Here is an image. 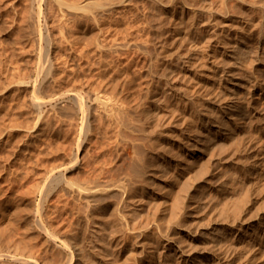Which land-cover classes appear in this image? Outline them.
Wrapping results in <instances>:
<instances>
[{"label": "rangeland", "instance_id": "374dc122", "mask_svg": "<svg viewBox=\"0 0 264 264\" xmlns=\"http://www.w3.org/2000/svg\"><path fill=\"white\" fill-rule=\"evenodd\" d=\"M4 1L0 0V6L10 12L0 7V39L9 43L0 40V52L5 55L0 56L6 58L0 57V68L19 66L17 73H23V68V74L30 73L44 51L41 46L48 49L47 43L31 40L25 22L21 23L30 0H9L15 9ZM122 1H98L108 7L97 25L76 16L68 24L74 31L67 26V37L59 38L58 45L54 40L60 36L57 5L51 6L48 16L49 23L58 21L48 23L55 36L51 48L59 49H51L50 56L56 74L64 78L57 79L55 74L56 83L42 90L41 96L55 98L60 92L77 91L88 102L92 103L88 94L107 96L122 107L116 116L99 107L90 118L92 128L87 135H80L81 127L62 124L52 109L51 113L45 109L42 118L43 111L30 107V84L19 85L15 79L10 85L13 81L0 74V245L5 247L0 248V259L8 260L3 255L12 240L9 251L22 254L28 250L35 256L42 252L40 261L35 257L41 264L58 263L53 246L38 245L44 237L40 239L43 235L34 225L37 206L51 216L46 215L51 224L64 221L68 233L78 227L77 233L69 235L80 241L86 225L83 214L75 209L84 200L53 188L44 203L41 190L50 185L48 174L67 164L68 153L80 141L83 165L66 176L101 183L108 195L92 207L93 212L111 221L112 209L118 206L127 220H120L123 227L105 237L109 264H264V0ZM22 33L27 34L21 37L23 41L17 38ZM28 41L33 48L27 47ZM17 42L25 46L19 49ZM19 59L26 64L19 61L20 65ZM6 80L9 87L2 85ZM55 145L63 146L59 154ZM32 161L38 164H27ZM82 166H87L85 171ZM31 236L33 243L25 241Z\"/></svg>", "mask_w": 264, "mask_h": 264}, {"label": "bare ground", "instance_id": "6f19581e", "mask_svg": "<svg viewBox=\"0 0 264 264\" xmlns=\"http://www.w3.org/2000/svg\"><path fill=\"white\" fill-rule=\"evenodd\" d=\"M4 1V0H3ZM11 1V0H10ZM13 1V0H12ZM21 1H23V0H21ZM28 1V0H27ZM68 0H30V7H28L29 9H26V7L27 6H25L24 8H25V11L27 12L26 14L24 13V12H19V11H16V13L18 12V14L20 13V14H25V15H23V17H20L21 18V20L23 21V22H21V20H17V19H14L15 21L17 20L18 22H17V24L18 23H24V24H26V26L25 27H27L28 28V33H29V35L33 38H31V40H35V41H44L45 42V44L47 43V48L48 49H46L45 47H43V46H41L42 48H44V51L42 50H40L39 48V50L41 51V53L39 54V59L37 60L38 62H36V65L34 64V68H33V70H30V73H28L27 72V74H23L25 71H23L24 70V68L22 69V72L23 73H17L19 70H20V67L18 66L20 63H21V61H20V59L18 60V63H19V61H20V63L18 64L17 62H15V63H17L18 65V67H14L13 65H11V66H6V65H4V63H3V65H4V68L5 69H1L0 68V70L2 71L0 74H2V73H4V75L6 76L5 77V79L6 78H8V81L9 80H11V82H12V84L10 83V85H13L14 84V81H15V79L16 80H18L19 81V83L16 81L15 82V84H19L20 85V83H24V84H30L29 86H31L30 88H32V96H30L31 98H29L28 96H27V98H29V101H30V107H32V109L34 110V111H37V112H44V110L45 109H50V112L49 113H51V109L52 110H54L55 111V113L56 114H58L57 116L59 117V119L61 120H59V119H57L56 121H60V122H62V124H63V122L65 123V122H68L70 125H69V127H71V126H78L79 128L81 127V131H80V135H82V134H88L89 133V131H90V127L92 126L91 124V122L92 121H90V118H91V116L93 117V112H95L99 107H101V106H103L106 110H107V112L109 113V115H118V114H121L122 113V107H121V105L119 104V102L118 101H116L115 99H112V98H110V97H107V96H104V97H101V98H98L97 97V95H94V97L91 95V94H88L87 96H88V99H92V103L91 102H88V100H87V98H85V95L84 94H82L81 92H77V91H73V92H64V93H62V94H56V96L57 97H53V98H45L44 96H41V92H44V91H42V90H44L47 86H49L50 84H52L53 82H55L56 83V81H55V79H56V76H55V74H56V72L58 71H56L55 72V63H54V60L52 59V56H50V51H51V49H53V48H51L52 47V45H53V42L52 41H54L55 40V42L57 41V42H60V40H59V38L61 39V41H63V36H65L64 38H66L67 37V34L65 35L64 33H65V30L67 29V26L69 27V21H71L72 20V22H70V23H73V19L76 17V16H78V15H80V17H83L84 19H89V20H91V21H93V22H95L96 23V25H97V23H99L100 22V19L102 18V14H105L104 12H106V9L104 8V7H108V5L107 6H104L102 3H100V2H98V1H100V0H91V1H88L87 3H85L86 1L84 0V3H83V0H81L82 2H80L79 0L76 2H74V0H72V1H68ZM93 1V2H92ZM101 1H104V0H101ZM106 1H108V0H106ZM119 1V2H118ZM120 1L121 2H123L122 0H117V2L118 3H120ZM8 2H9V0H8ZM7 2V3H8ZM16 2V1H15ZM26 2V1H25ZM25 2H23V4H25ZM90 2H92V3H90ZM112 2V1H111ZM115 2V1H114ZM4 3H5V1H4ZM9 3H11V2H9ZM12 3H14V2H12ZM11 3V5H12V7L14 8L15 7V5L13 6V4ZM19 3H20V1H19ZM117 3V4H118ZM1 4V3H0ZM27 4H28V2H27ZM57 5L58 6V8H59V11H60V18H59V15L57 16V14H55V18H56V16L59 18L58 20H59V24H58V27H57V29H58V35H60L59 37H58V39L56 40V38L53 40L52 39V37H53V32H52V30H51V28H50V26H49V24L51 23V24H53V23H55V22H58V21H55V22H53V21H51L50 23L48 22V18H50L51 17V15H49V14H51L50 13V11L52 10V7H54L53 5ZM4 5V4H3ZM7 5V4H6ZM19 5V4H18ZM110 5V4H109ZM2 6V5H1ZM0 6V7H1ZM5 6V5H4ZM9 6V5H8ZM20 7H21V3H20V5H19ZM22 6H24V5H22ZM52 6V7H51ZM99 7V8H97V7ZM111 6H112V4H111ZM110 6V7H111ZM3 7V6H2ZM7 7V6H6ZM50 7H51V9H50ZM5 7H3V9H4ZM16 8V7H15ZM14 8V9H15ZM21 8H23V7H21ZM20 8V9H21ZM111 8H113V7H111ZM8 9V8H7ZM7 9L5 10V12L7 11ZM11 9V8H10ZM19 9V7L17 8V10H20ZM109 10V9H108ZM113 10V9H112ZM11 11H12V9H11ZM23 11H24V9H23ZM56 11H57V8H56ZM4 11H3V14L5 13ZM8 12V11H7ZM10 12V11H9ZM8 12V13H9ZM54 12V11H53ZM52 12V14H54ZM108 12V11H107ZM14 13V12H13ZM58 13V12H57ZM59 14V13H58ZM112 15V14H110V11H109V13H107V16L108 17H110L109 15ZM7 16V15H6ZM12 16H14V15H12ZM21 16V15H20ZM48 16H50V17H48ZM53 16H52V18H53ZM106 16V17H107ZM3 16H1V18H2ZM19 17V16H18ZM107 17V18H108ZM4 18V17H3ZM12 18V17H11ZM16 18V17H15ZM23 18V19H22ZM52 18H51V20H52ZM54 18V20H56ZM79 18V17H78ZM76 19V18H75ZM13 20V19H12ZM80 20V19H79ZM82 20V19H81ZM115 20H117V19H115ZM1 21V20H0ZM11 20H9V23H11L10 22ZM49 21H50V19H49ZM102 21V20H101ZM3 23L5 22V21H2ZM84 22V21H83ZM14 23V22H13ZM49 23V24H48ZM78 23V22H77ZM76 23V24H77ZM84 23H86V22H84ZM83 23V24H84ZM88 23V22H87ZM101 23V22H100ZM1 24V23H0ZM7 24H8V22H7ZM12 24V23H11ZM15 24V23H14ZM55 24H57V23H55ZM54 24V25H55ZM75 24V23H74ZM92 24V23H91ZM106 24V23H105ZM3 26L5 25V24H2ZM8 25H10V24H8ZM20 25V24H19ZM18 25V26H19ZM78 25V24H77ZM82 25V24H81ZM88 25V24H87ZM93 25V24H92ZM104 25V24H103ZM13 25H11V27H12ZM22 26H23V24H22ZM53 26V25H52ZM55 26H57V25H55ZM80 26V25H79ZM78 26V27H79ZM83 26V25H82ZM85 26V25H84ZM94 26V25H93ZM99 26H100V24H99ZM0 27H1V25H0ZM10 27V26H9ZM14 27H16V26H14ZM21 27V26H20ZM25 27L23 26L22 28L24 29L23 31H25L26 29H25ZM86 27V26H85ZM8 28V27H7ZM7 28H5V26H4V29H6L5 31H7ZM18 28V27H17ZM13 29V28H12ZM54 29H56V28H54ZM69 29H71V27H69ZM100 29V28H99ZM105 29H106V26H105ZM105 29H104V31H105ZM3 32H4V30L3 29H1ZM15 30V29H14ZM72 30V29H71ZM77 30V29H76ZM80 30H81V28H80ZM98 30V29H97ZM101 30V29H100ZM99 30V33H101V31ZM74 30H72V32H73ZM102 31H103V28H102ZM103 31V32H104ZM8 32V31H7ZM21 32V31H20ZM69 32H70V30H69ZM68 31H67V33H69ZM9 33V32H8ZM11 33V32H10ZM27 33V32H26ZM57 34V32H54V34ZM77 33V32H76ZM3 34V33H2ZM6 34V33H5ZM15 34V33H14ZM14 34H11V38L13 39V35ZM18 34H19V31H18ZM74 33H72L71 35H73ZM7 35V34H6ZM16 35V34H15ZM21 35V34H20ZM24 35H27V34H25V33H22V35L20 36V37H17L18 39L19 38H23L24 37ZM69 35V34H68ZM70 35V36H71ZM75 35V34H74ZM18 36V35H17ZM30 36H29V38H30ZM70 36H69V39H70ZM76 36H77V34H76ZM16 37V36H15ZM15 37H14V39H15ZM26 37V36H25ZM55 37V36H54ZM53 37V38H54ZM57 37V36H56ZM6 38V37H5ZM10 38V39H11ZM21 38V40L23 41V39ZM6 39H8V38H6ZM68 39V38H67ZM66 39V40H67ZM69 39L67 40L68 42H69ZM72 39V38H71ZM0 40H2V39H0ZM16 40V39H15ZM14 40V41H15ZM27 40V39H26ZM30 40V39H29ZM30 40V41H31ZM59 40V41H58ZM96 40H97V38H96ZM2 41H5V39L4 40H2ZM1 41V42H2ZM7 41V40H6ZM5 41V42H6ZM16 41H18V40H16ZM15 41V42H16ZM30 41H28L29 43V46H27L28 48H30L31 46V48H33V44L30 42ZM35 41H33V43L34 44H36L35 43ZM64 41H65V39H64ZM73 40H71V42H72ZM8 42V41H7ZM12 42H13V40L11 41V46H12ZM13 43V44H16V43ZM25 42V41H24ZM23 42V43H24ZM55 42H54V45H55ZM56 42V45H58V43ZM67 42V43H68ZM74 42H76L75 40H74ZM74 42H72L73 44H74ZM101 42V41H100ZM99 42V40H98V43H100ZM9 43V42H8ZM19 43H20V41H19ZM18 42H17V45H15L16 47L18 46V44H19ZM70 43V42H69ZM2 44V43H1ZM5 44V43H4ZM7 44V43H6ZM5 44V45H6ZM10 44H8L9 45V47H10ZM43 44V43H42ZM61 44H63V42H61ZM60 44V45H61ZM71 44V43H70ZM70 44H68V45H70ZM101 44H103L102 42H101ZM3 45V44H2ZM2 45H0L1 47H2ZM22 45V46H21ZM23 45L24 44H19V49H22L23 48ZM22 48H21V47ZM25 46V45H24ZM62 46V45H61ZM64 46H66V43H65V45ZM74 46V45H73ZM98 46H103V48H104V46L105 45H97V47ZM4 47V46H3ZM6 47H8V46H6ZM17 47V48H18ZM38 47V46H37ZM40 47V46H39ZM40 47V48H41ZM67 47V46H66ZM71 47H72V45H71ZM70 47V48H71ZM41 48V49H42ZM58 48H60V46L58 47ZM65 48V47H64ZM64 48H60L61 50H63ZM73 48H75V47H73ZM72 48V49H73ZM98 48H100V47H98ZM102 48V47H101ZM101 48H100V50H101ZM102 48V49H103ZM1 49V48H0ZM10 49H11V47H10ZM12 49H14L15 50V48L13 47ZM27 49V48H26ZM66 49V48H65ZM105 49V48H104ZM5 49L3 48V51H4ZM8 50V49H7ZM7 50H5V52L7 51ZM14 50H12V51H14ZM23 50H25V47H24V49ZM34 50H35V45H34ZM33 50V51H34ZM53 50H55V49H53ZM57 50V49H56ZM55 50V51H56ZM59 50V49H58ZM57 50V51H58ZM1 52H2V50H0ZM9 51H11V50H8V52ZM31 51V50H30ZM55 51H53V52H55ZM102 51V50H101ZM100 51V52H101ZM0 52V54L1 55H4V53L2 54ZM7 52V53H8ZM18 52V50L16 51L15 50V53H17ZM29 52V51H28ZM35 52V51H34ZM59 52V51H58ZM7 53H5L6 55H8ZM10 53V52H9ZM13 53V52H12ZM11 53V54H12ZM15 53H13L14 55H15ZM23 53V52H22ZM24 53H26V50H25V52ZM23 53V54H24ZM38 53V52H37ZM80 53V52H79ZM20 54H21V52H20ZM19 54V57H22L23 58V56L22 55H20ZM53 54V53H52ZM83 54V53H82ZM13 55V56H14ZM16 55H18V54H16ZM5 56V55H4ZM1 58L3 57V56H0ZM7 57V56H6ZM18 57V58H19ZM82 57V56H81ZM0 58V59H1ZM3 58H5V57H3ZM14 58V57H13ZM13 58H11V59H13ZM16 58V57H15ZM14 58V59H15ZM6 59V58H5ZM8 59L9 58H7V62H8ZM17 59V58H16ZM24 59V58H23ZM37 59V58H36ZM4 60V59H3ZM24 60H26V59H24ZM23 60V61H24ZM11 61V60H10ZM9 61V62H10ZM13 61V60H12ZM11 61V62H12ZM16 61V60H15ZM55 61H56V59H55ZM2 62L3 61H1L0 62V67L2 66L1 64H2ZM4 62H6V61H4ZM26 62V61H25ZM33 63H35V62H33ZM9 64H14V63H9ZM21 64H26V63H21ZM20 64V65H21ZM27 64H28V60H27ZM56 64H57V62H56ZM58 64H60L59 62H58ZM56 65V66H60V65ZM6 66V67H5ZM13 66V67H12ZM16 66V65H15ZM25 67H27L26 65H24ZM23 66V67H24ZM31 66V65H30ZM33 66V65H32ZM28 68V67H27ZM58 68H60V67H58ZM30 69H31V67H30ZM57 69V68H56ZM18 70V71H17ZM29 70V69H28ZM20 72V71H19ZM59 74L60 73H58V74H56V75H58L59 76ZM18 76V77H17ZM61 76H63L62 74H61ZM61 76H59V77H57V79L58 78H60ZM0 78H2V77H0ZM18 78V79H17ZM64 78V77H63ZM62 77H61V80L63 79ZM4 79V78H3ZM1 80V79H0ZM7 80L5 81V83L4 84H2V85H7L6 84V82H8ZM60 81V80H59ZM63 81V80H62ZM4 82V81H3ZM59 83V82H58ZM57 83V84H58ZM54 84V83H53ZM1 85V84H0ZM9 85V84H8ZM7 85V86H8ZM52 86V85H51ZM9 87V86H8ZM13 87V86H12ZM5 88V90H6V86L4 87ZM1 89V88H0ZM3 89V88H2ZM47 89V88H46ZM4 90V89H3ZM2 90V91H3ZM72 91V90H71ZM44 94V93H43ZM55 95V94H54ZM53 95V96H54ZM59 95V96H58ZM50 96H52V95H50ZM27 101V100H26ZM27 103H29L28 101H27ZM28 107V106H27ZM29 108V107H28ZM30 109V108H29ZM46 111V110H45ZM98 111V110H97ZM42 112V115L43 114H45V112L43 113ZM34 114H37L36 112H34ZM48 114V113H47ZM41 115V114H40ZM49 116V115H48ZM54 116V115H53ZM52 116V117H53ZM38 117H39V115H38ZM45 116L43 115L42 116V118H44ZM40 118V117H39ZM47 118V117H46ZM54 118V117H53ZM37 120H38V118H37ZM45 120V119H44ZM47 120H50L49 118L47 119ZM39 121V120H38ZM41 121V120H40ZM43 122H46V120L45 121H43ZM49 122V121H48ZM53 122H55V121H53ZM40 123H42V122H40ZM50 123V122H49ZM67 123V124H68ZM51 124V123H50ZM49 124V125H50ZM55 124V123H54ZM54 124H52L51 126H53ZM44 125V124H43ZM57 125H59V124H57ZM56 125V126H57ZM66 125V124H65ZM91 125V126H90ZM45 126V125H44ZM46 126H47V123H46ZM74 127V128H75ZM56 128V127H55ZM60 128H61V126H60ZM59 127H58V129H60ZM73 128V127H72ZM92 128V127H91ZM52 129H54V126L52 127ZM46 130V129H45ZM61 130V129H60ZM92 130V129H91ZM53 131V130H52ZM51 131V132H52ZM55 131H57V130H55ZM54 131V132H55ZM58 133H60V132H58ZM62 133V136H63V131L61 132ZM55 134V133H54ZM59 136V135H58ZM65 136V135H64ZM54 137V136H53ZM61 138H63V137H61ZM63 139H65V138H63ZM57 140V139H56ZM55 140V141H56ZM62 140V139H61ZM62 141H64V140H62ZM62 141H60V142H62ZM58 142V141H57ZM61 144V143H60ZM64 145H65V150H67V147H66V144H65V142L63 143ZM56 146V145H55ZM60 146V145H59ZM58 146V147H59ZM40 147V146H39ZM63 147V146H62ZM60 148V149H62L63 150V148ZM52 148V147H51ZM59 148H57V146H56V152L58 151V149ZM72 149H73V147H71ZM40 149V148H39ZM42 149V148H41ZM41 149L40 150H37V152L38 151H41ZM48 149V148H47ZM70 149V148H69ZM71 149V150H72ZM45 151H47L46 149H44ZM44 150H43V154H45V152H44ZM49 150V149H48ZM51 150V149H50ZM80 150H81V142L79 141L78 142V144L76 145V148H74L72 151H71V153L69 154L68 153V157H66V158H68V161H67V164L65 165V166H63L62 168H60V166H59V170L58 171H52V173H50V174H48V175H50V185H49V183H46L47 181H45V183L47 184V185H49L48 186V188L46 187H44L43 189H44V191H43V189H41L42 190V192L44 193V195H43V202L47 199V193L48 192H50V190L52 189L53 190V188H58V189H60L61 191L63 190V191H68V193H69V195L72 197V198H74L75 200H84L83 202L82 201H80V206H79V204H78V209L76 208L75 210H76V212L77 213H81V214H83V217H84V220H85V225H86V227H85V231L83 230L82 231V235H81V237H79L80 238V241L79 242H76L75 241V239H73L72 237L70 238V235H69V233H72V231H76V233H77V229H78V227H77V229L75 230L74 228V230H69V231H71V232H69L68 233V231H67V229H65V227H66V225H64V224H62V222H64V221H58V223H57V225H54V223H50L49 221H48V218H49V214H47V212L45 213V211L46 210H44V208L43 207H41V206H37V209H36V214H35V219H34V225H35V227L39 230V232L41 233L40 235H43V236H41L40 237V239L42 238V237H44V242H43V240L42 241H40L41 243L39 244V242L38 241H36V242H38V245H40L41 246V244H46V245H50V246H53L55 249H56V251H57V254L59 255V258H58V256H57V258L58 259H56V260H58V263H55V264H109V261L111 262V260H109V256H110V250H109V247H108V243H106V241H105V239H107V238H105V237H107L108 235H109V233L110 234H112V233H115L114 231H116V230H118L117 229V227H119L120 229L123 227V226H121V225H123V222H121V221H123V219H125V222L127 223V220H126V218H125V213H122L121 212V210H120V208H118V206H115L113 209H112V213L110 214V215H112L111 217V221H109V220H107V218H106V216H104V215H101V214H96L95 212H93V210H92V207L93 206H96V205H98V204H101V202L103 201V200H106V197H107V195H108V193H107V190H106V188L104 187V186H102V184L101 183H99L98 181H96L95 179H85V180H78L79 178L77 177V179L75 180V179H69V177H67L66 176V172L67 171H69V170H71V169H73V168H75V167H77L78 165H80L81 164V162H82V165H83V160H82V158H81V153H80ZM51 151H53L52 153H55V150H54V147H53V149L51 150ZM50 151V152H51ZM61 151V150H60ZM69 151V150H68ZM67 151V152H68ZM48 152V151H47ZM46 152V153H47ZM61 152H63V151H61ZM65 153H67L66 151H64ZM48 154H51V153H49L48 152ZM57 154V153H56ZM58 154H59V151H58ZM37 155H40V154H37ZM42 155V154H41ZM62 155V154H61ZM38 157V156H37ZM36 157V158H37ZM35 158V159H36ZM59 158H60V156H59ZM38 160H39V157L37 158ZM36 159V160H37ZM43 159V158H42ZM64 159V158H63ZM37 160V161H38ZM44 160V159H43ZM82 160V161H81ZM33 162H35V161H32V162H28L27 164H29L30 165V163H33ZM41 162V161H40ZM59 162V164L58 163H56L57 165H61V163H62V159L60 160V161H58ZM61 162V163H60ZM64 162V161H63ZM85 162V161H84ZM87 162V161H86ZM44 163V162H43ZM43 163H40V164H43ZM34 165H37V164H35V163H33ZM53 164H51V165H46L47 167L48 166H52ZM85 165H87L86 163H85ZM28 166V165H27ZM31 166V165H30ZM43 166H44V164H43ZM42 165L40 166L41 168L43 167ZM54 166V165H53ZM81 166V165H80ZM38 167V166H37ZM47 167L45 168V171H46V169H47ZM56 167V166H55ZM83 167V166H82ZM87 168V166H84L83 167V170L85 171V169ZM28 168V167H27ZM35 168V167H34ZM40 168V169H41ZM49 168V167H48ZM53 168V167H52ZM78 168V167H77ZM85 168V169H84ZM28 169H30V168H28ZM50 169H51V167H50ZM49 169V170H50ZM58 169V168H57ZM42 170V169H41ZM53 170V169H52ZM15 171H17V169L15 170ZM14 171V172H15ZM19 171V170H18ZM42 172H44V170H42ZM48 172V171H47ZM83 173V172H82ZM86 173V172H85ZM85 173H84V175H85ZM87 173H88V171H87ZM15 174H16V172H15ZM44 174V173H43ZM89 174V173H88ZM88 174H87V176H88ZM86 176V177H87ZM91 176V175H90ZM46 178L48 177V176H45ZM49 178V177H48ZM71 178V177H70ZM89 178V177H88ZM91 178V177H90ZM48 181V182H49ZM59 190V191H60ZM48 191V192H47ZM67 193V194H68ZM62 194H63V192H62ZM66 194V193H65ZM66 194V195H67ZM61 195V194H60ZM61 196H63V195H61ZM69 196V197H70ZM58 198H61V197H58ZM57 199V198H56ZM62 199V198H61ZM60 199V200H61ZM59 200V201H60ZM66 200L67 199H65V202H66ZM58 201V202H59ZM68 201V200H67ZM62 202V203H61ZM60 203L61 204H66V203H64L63 201H61ZM82 202V203H81ZM45 203V202H44ZM69 203H71V202H69ZM73 204L74 203H76V202H72ZM78 203V202H77ZM103 203V202H102ZM72 204V205H73ZM67 205V204H66ZM69 205V207H70V204H68ZM100 206V205H99ZM64 208H65V206H63ZM68 207V206H67ZM66 207V208H67ZM72 207V206H71ZM70 207V208H71ZM74 207V206H73ZM77 207V206H76ZM60 208V207H59ZM62 208V207H61ZM75 208V207H74ZM94 208V207H93ZM34 209V208H33ZM63 209V208H62ZM68 210V209H67ZM71 210V209H70ZM96 210H98L97 208H96ZM60 211V210H59ZM63 211V210H62ZM61 211V212H62ZM74 211V210H73ZM72 211V212H73ZM69 212V211H68ZM67 212V213H68ZM33 213V212H32ZM31 213V214H32ZM31 214H30V216H31ZM34 214V213H33ZM58 214H59V212H58ZM69 214V213H68ZM75 214V213H74ZM46 215H49L48 216V218H46L47 216ZM60 216H61V214H59ZM76 215V214H75ZM27 216V215H26ZM59 216V217H60ZM74 216V215H73ZM82 215H80V217H81ZM32 217V216H31ZM51 217V216H50ZM55 217H57V216H55ZM58 217V218H59ZM64 217V216H63ZM77 217V216H76ZM80 217H79V220H80ZM108 217V216H107ZM53 218V217H52ZM66 217H64L62 220H64ZM68 219H69V217H67ZM74 218V217H73ZM29 219H30V217H29ZM54 219V218H53ZM52 219V220H53ZM61 219V218H60ZM72 219V218H71ZM51 220V219H50ZM54 220H56V222H57V220H59V219H54ZM75 220H78V218L77 219H75ZM121 220V221H120ZM32 221V220H31ZM65 221H67L66 219H65ZM70 220H68V222H69ZM74 221V220H73ZM54 222V221H53ZM56 222H55V224H56ZM59 222H61V223H59ZM72 222V221H71ZM70 222V223H71ZM74 222H76V221H74ZM83 222V221H82ZM110 222V223H109ZM29 224H30V222H28ZM33 223V222H32ZM77 224H79V223H77ZM31 225V224H30ZM71 225V224H70ZM72 225H74L75 226V224H73L72 223ZM69 227V226H68ZM28 228H30V226L28 227ZM32 228H30V230H31ZM119 229V230H120ZM37 230V231H38ZM38 232V233H39ZM112 232V233H111ZM118 232H120V231H118ZM36 233V232H35ZM76 233H74V236H75V234ZM73 235V234H72ZM35 236V235H34ZM36 236H38V235H36ZM80 236V235H79ZM110 236V235H109ZM6 238V237H5ZM29 238H30V240H29ZM28 238V240H26V237H25V241H27V242H30L31 241V238H33L32 236L31 237H29ZM38 239H39V237H37ZM109 238V237H108ZM4 239V238H3ZM7 239V238H6ZM39 239V240H40ZM0 240H1V238H0ZM14 240V239H13ZM23 240V239H22ZM33 241H34V239H32ZM9 241H10V238H9ZM8 241V242H9ZM21 241V240H20ZM24 241V242H25ZM33 241H31L32 243H33ZM107 241H108V239H107ZM11 242H12V240L10 241V244H11ZM19 242V241H18ZM35 242V243H36ZM43 242V243H42ZM1 243V242H0ZM13 243H14V241H13ZM22 243V242H21ZM34 243V244H35ZM10 244H9V246H10ZM25 244V243H24ZM31 244V243H30ZM30 244H28L29 246H27V248L28 247H31V245ZM3 245V244H2ZM17 245V244H16ZM27 245V244H26ZM7 247L9 250H11V248L10 247ZM34 246V248H35V246L36 245H33ZM14 247H15V245H14ZM38 247V246H37ZM0 248H2V251L4 250V248L3 247H1V245H0ZM6 248V249H7ZM24 250H26V248H24V247H22ZM33 248V250H35ZM41 248V247H40ZM44 248V247H43ZM50 248H52V247H50ZM22 249V250H23ZM30 249V248H29ZM31 249H32V247H31ZM39 249V248H38ZM45 249H47V248H45ZM8 250V252L7 253H5L3 256H6L7 257V261H3V260H1V261H3V262H0V264H41L39 261H40V258L39 257H41V256H39V254L36 252V250H35V252H36V256L39 258V261L35 258L36 256H35V254L34 255H30V254H32L30 251V254H29V252H28V250H26L25 252H26V254H29L28 256L27 255H24V253L22 252V250H21V252H22V254H18L17 252H12V251H9ZM13 250H14V248H13ZM20 250V249H19ZM18 250V252H20ZM33 250H31V251H33ZM0 251H1V249H0ZM7 251V250H6ZM39 251H40V249H39ZM42 251V250H41ZM46 251H48V250H46ZM52 251H53V249H52ZM5 252V251H4ZM34 252V251H33ZM43 252H45V251H43ZM2 254V253H1ZM0 254V255H1ZM41 254H42V252H41ZM40 254V255H41ZM56 254V253H55ZM5 257V258H6ZM2 259H3V257H2ZM56 262V261H55ZM42 264H44L43 262H42ZM111 264H116V263H114V262H112Z\"/></svg>", "mask_w": 264, "mask_h": 264}]
</instances>
